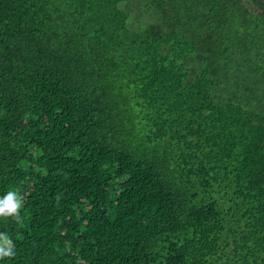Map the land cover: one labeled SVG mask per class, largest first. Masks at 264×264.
I'll list each match as a JSON object with an SVG mask.
<instances>
[{
  "label": "trees",
  "instance_id": "obj_1",
  "mask_svg": "<svg viewBox=\"0 0 264 264\" xmlns=\"http://www.w3.org/2000/svg\"><path fill=\"white\" fill-rule=\"evenodd\" d=\"M0 264H264V10L0 0Z\"/></svg>",
  "mask_w": 264,
  "mask_h": 264
},
{
  "label": "clouds",
  "instance_id": "obj_2",
  "mask_svg": "<svg viewBox=\"0 0 264 264\" xmlns=\"http://www.w3.org/2000/svg\"><path fill=\"white\" fill-rule=\"evenodd\" d=\"M23 207L22 196L16 189H9L0 195V217L19 219ZM15 245L7 232H0V261L14 255Z\"/></svg>",
  "mask_w": 264,
  "mask_h": 264
},
{
  "label": "water",
  "instance_id": "obj_3",
  "mask_svg": "<svg viewBox=\"0 0 264 264\" xmlns=\"http://www.w3.org/2000/svg\"><path fill=\"white\" fill-rule=\"evenodd\" d=\"M256 4H260L263 6V10H264V0H253Z\"/></svg>",
  "mask_w": 264,
  "mask_h": 264
}]
</instances>
